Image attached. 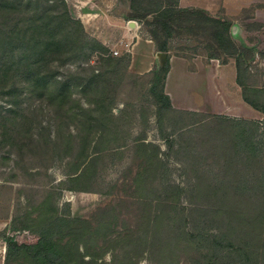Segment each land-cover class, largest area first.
<instances>
[{"label": "rangeland", "instance_id": "1", "mask_svg": "<svg viewBox=\"0 0 264 264\" xmlns=\"http://www.w3.org/2000/svg\"><path fill=\"white\" fill-rule=\"evenodd\" d=\"M65 1L100 45L64 46L33 70V86L0 82V264L10 242L8 264H47L28 251L50 242L57 264H264V113L237 103L245 91L264 106V1L234 12L219 0L224 41L200 15L170 22V54L191 69L211 56L236 66L242 84L222 71L213 112L162 106L153 74L129 68L132 39L166 37L154 10L169 0ZM246 126L256 153L239 141Z\"/></svg>", "mask_w": 264, "mask_h": 264}, {"label": "trees", "instance_id": "2", "mask_svg": "<svg viewBox=\"0 0 264 264\" xmlns=\"http://www.w3.org/2000/svg\"><path fill=\"white\" fill-rule=\"evenodd\" d=\"M58 0H7L3 7L4 12L8 14L7 22L0 23V49L5 50L3 54L0 53V82L5 84L8 82V86L15 88V84L19 79L27 78L28 84L34 85L35 79L31 78L33 70L40 67L42 62H48L56 58V53L66 45L87 44L93 43L100 45V42L96 38L89 37L83 28L82 22L73 17L68 9L65 0H59L61 7H57ZM130 1V7H133L134 0ZM171 1V2H169ZM166 3H161L156 11V18L160 23V26L165 29V36L162 40H158L157 36L151 38L156 44L157 50L167 52L165 63L153 71L152 78V92L155 97L160 101L164 107H171V101L169 96L163 91V79L169 66V54L170 47L168 39L172 35L173 29L170 26V22L175 18L181 16L200 15L201 17L214 22L217 27H221L223 31H226L230 26V21L224 18H220L209 14L203 8L182 7L179 5L178 0H169ZM162 2V1H161ZM217 37L224 41V32L217 28ZM183 56V55H182ZM215 56H211L214 58ZM23 66L22 70L18 73V76H14L13 68L17 69ZM241 71L239 65L237 66V72ZM21 76V77H20ZM237 82L239 81V74L237 75ZM46 82V81H45ZM55 90H60L61 93L67 94L69 91L68 79H61L55 81ZM160 84V91L157 90L156 85ZM33 94V91H32ZM18 95L13 92L10 93V97L14 99ZM14 97V98H13ZM59 97L55 95L52 97L54 103ZM243 99L255 107L256 109L264 113V106H260L248 97L243 92ZM13 101V100H12ZM228 120H233L231 117L225 116ZM249 131V132H248ZM240 143H245L247 149L252 152H257L259 149V143L257 142V129L251 130L244 127L239 132ZM236 188L245 189L247 186L241 185ZM236 188H233L236 191ZM44 233V232H43ZM46 233V232H45ZM17 244L10 242L7 244L5 252V262L8 264V257L11 252L17 251ZM28 253L32 254L34 258L40 260L42 263L57 264L61 257V253L56 248L54 242L49 244L37 243L33 248L29 249Z\"/></svg>", "mask_w": 264, "mask_h": 264}, {"label": "crops", "instance_id": "3", "mask_svg": "<svg viewBox=\"0 0 264 264\" xmlns=\"http://www.w3.org/2000/svg\"><path fill=\"white\" fill-rule=\"evenodd\" d=\"M88 5L99 7L100 3L108 0H85ZM114 5L126 6L127 0H111ZM235 4L229 1L230 9L238 11L247 7L257 6L253 3H263L264 0H234ZM180 6L199 7L205 9L209 14H216L220 7L219 0H178ZM74 4V3H73ZM117 6V7H118ZM216 6V7H215ZM226 10V7H224ZM228 10V9H227ZM120 20V19H119ZM118 20V21H119ZM128 52L130 54L129 68L137 74L146 72L153 73L160 65L156 44L151 38L135 37L132 39ZM167 53V52H166ZM193 67H189V60L186 57L169 54V66L163 79V91L171 101V105L176 108L198 111L209 110L218 111L220 102V87L222 83V71L226 69L232 76V82L236 83V66L232 60L220 62L217 58H211L203 62L201 59L192 60ZM226 81V79L224 78ZM229 81V79L227 80ZM218 101H216V96ZM238 105L244 107L245 111L251 112L252 107L247 104L241 96L237 100Z\"/></svg>", "mask_w": 264, "mask_h": 264}, {"label": "water", "instance_id": "4", "mask_svg": "<svg viewBox=\"0 0 264 264\" xmlns=\"http://www.w3.org/2000/svg\"><path fill=\"white\" fill-rule=\"evenodd\" d=\"M157 55H158V58L160 60V65H163L165 63V59H166L167 53L159 51Z\"/></svg>", "mask_w": 264, "mask_h": 264}, {"label": "built area", "instance_id": "5", "mask_svg": "<svg viewBox=\"0 0 264 264\" xmlns=\"http://www.w3.org/2000/svg\"><path fill=\"white\" fill-rule=\"evenodd\" d=\"M114 53H117V51H116V50H114Z\"/></svg>", "mask_w": 264, "mask_h": 264}]
</instances>
